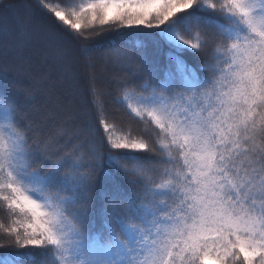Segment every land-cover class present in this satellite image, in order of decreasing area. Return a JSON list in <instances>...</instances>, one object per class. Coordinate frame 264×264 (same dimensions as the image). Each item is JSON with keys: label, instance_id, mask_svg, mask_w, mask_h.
Segmentation results:
<instances>
[{"label": "snow or ice", "instance_id": "obj_1", "mask_svg": "<svg viewBox=\"0 0 264 264\" xmlns=\"http://www.w3.org/2000/svg\"><path fill=\"white\" fill-rule=\"evenodd\" d=\"M36 3L81 45L95 113L49 131L0 89V264H264V0ZM10 11L27 33L30 6ZM111 26L132 30L111 50L126 125L83 43Z\"/></svg>", "mask_w": 264, "mask_h": 264}, {"label": "trees", "instance_id": "obj_2", "mask_svg": "<svg viewBox=\"0 0 264 264\" xmlns=\"http://www.w3.org/2000/svg\"><path fill=\"white\" fill-rule=\"evenodd\" d=\"M5 3H27L33 17L29 31L21 33L16 25L17 13L15 11L0 12V40L10 53L5 57L0 55V89H6L9 93L24 99L27 102V109L37 113L40 118H47L46 114L53 112L56 105L61 107L63 96L71 94L73 96L72 106L58 108L56 113L58 117L47 121L49 131H54L56 126L69 114L75 117H93L95 110L90 95L92 86L89 82V70L85 66L86 61L78 54L81 45H69L66 38L58 36L37 6L36 0H5ZM131 32L130 29H116L111 26L109 30L98 34L94 33L86 41H83L84 44H90L95 49L93 63L97 75L96 86L106 93L104 102L108 106V111L125 125L127 117L117 109L114 98L117 95L115 83L118 79L124 78L126 73L114 64L111 58L114 54L111 50L116 46L131 47L130 41L133 39ZM40 36H46L47 39L41 40ZM36 48L41 49L48 55V58L40 56L32 70L28 69L29 80L14 78L15 73L8 69L9 63L7 62H10L12 57L16 59L30 57ZM57 53H66V56L62 60L57 59ZM146 55L149 58L155 56L161 63L166 60V55L163 52L153 53L149 50ZM187 59L190 64L194 65L199 61V58L187 57ZM37 80H42L38 85H41L40 89L43 92L31 90L32 94L29 98L27 93L30 89L26 91V87L32 86ZM58 85L61 86V89L57 95L62 98L53 96L50 104L43 103L42 94L47 92L49 87L56 88ZM144 155L154 154L144 153ZM100 185L103 186L102 177ZM0 221H3L2 216H0ZM4 251H11V249H0V253Z\"/></svg>", "mask_w": 264, "mask_h": 264}, {"label": "rangeland", "instance_id": "obj_3", "mask_svg": "<svg viewBox=\"0 0 264 264\" xmlns=\"http://www.w3.org/2000/svg\"><path fill=\"white\" fill-rule=\"evenodd\" d=\"M0 35H1V32H0ZM39 43H40V41H39ZM38 44V43H37ZM0 55L1 56H3V57H5L6 55H10V53L7 51V49H6V47H5V44H3V42L0 40ZM40 56L41 57H45V59L46 58H48V55H46L41 49H38V48H36L34 51H33V53L30 55V57H24V58H14V57H12V59L10 60V62H7V63H9L8 64V69H11V71H13L14 73H15V77L14 78H16V79H20V78H22V79H26V80H29V75L28 74H30V73H28L29 72V70L28 69H31L32 70V68L34 67V64H35V62H38V60H39V58H40ZM40 82H42V80H37V81H35V84H33L32 86L30 85H28L27 87H26V91L28 90V89H30V90H32V91H40V92H43L41 89H40V86L41 85H38V84H40ZM31 82L29 81V84H30ZM62 84V83H61ZM62 85H64V83L62 84ZM58 87V88H57ZM60 89H61V86L60 85H58V86H56V88H52V87H49L48 89H47V92H45V93H43L42 94V102L43 103H45V104H50L52 101V98L51 97H53V96H56V97H59L60 99L62 98V97H60V96H58L57 94H59L60 93ZM61 107L63 108V107H65V108H69L70 106H72L71 104L73 103V96L71 95V94H67L66 96H63V98L61 99ZM60 106L58 107L57 105L54 107V111L53 112H50V113H47L46 115H47V117H49L50 116V114L51 115H53V118L52 119H55V118H57L58 116H57V112H58V108H61Z\"/></svg>", "mask_w": 264, "mask_h": 264}]
</instances>
